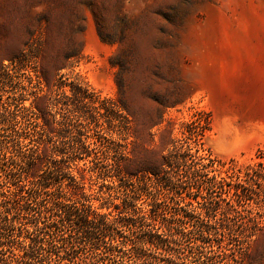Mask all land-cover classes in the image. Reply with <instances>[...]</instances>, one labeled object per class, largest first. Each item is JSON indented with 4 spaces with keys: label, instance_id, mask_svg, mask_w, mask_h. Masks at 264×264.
Returning <instances> with one entry per match:
<instances>
[{
    "label": "rangeland",
    "instance_id": "rangeland-1",
    "mask_svg": "<svg viewBox=\"0 0 264 264\" xmlns=\"http://www.w3.org/2000/svg\"><path fill=\"white\" fill-rule=\"evenodd\" d=\"M198 118L207 125L199 138ZM15 129L31 132L43 156L53 149L58 170L70 163L78 183L63 189L74 199L110 179L160 173L174 146L199 149L235 182V173L264 162V0H0V175L11 165L1 147L14 148ZM83 147L90 156L74 161ZM26 181L7 192L25 226ZM254 186L231 204L261 224L228 233L231 264H264V183ZM184 191L201 209L206 200ZM197 223L193 239L202 236Z\"/></svg>",
    "mask_w": 264,
    "mask_h": 264
},
{
    "label": "trees",
    "instance_id": "trees-1",
    "mask_svg": "<svg viewBox=\"0 0 264 264\" xmlns=\"http://www.w3.org/2000/svg\"><path fill=\"white\" fill-rule=\"evenodd\" d=\"M193 122L198 124L199 138L207 128L206 121L198 118ZM13 135L14 148L9 150L7 143L1 147L3 159L11 165L2 168L0 175V264H108V259L114 264H231L230 248L223 245L225 237L247 222L253 221L255 228L261 224L255 219L246 220V215L231 203L235 196L238 205L249 199L254 185L264 183V162L235 173L234 182L221 175L209 155L199 154V149L193 152L192 148L174 146L160 173L139 180L107 179L109 182L96 188L91 186L89 193L84 191L82 199H74L63 189L66 180L78 183L70 163L58 170L53 165V149L44 150L43 156L39 145H31V132L15 129ZM75 152L81 157H73L74 161L91 154L84 147ZM198 159H203L199 165ZM209 167L213 175L207 177L204 188L198 187V179L208 176ZM168 169L186 174L195 181L194 187H186ZM23 179L30 182L25 189L28 196L22 195L24 211L30 215L27 226L11 211L12 201L7 194L22 188ZM6 183L15 187L8 189ZM184 189L189 198L196 196L198 200L201 196L206 200L201 209L186 200ZM164 190H172L174 195L168 199ZM223 193L228 197L223 198ZM226 200L229 207L223 208L221 201ZM189 204L191 207L185 208ZM171 207L175 210H169ZM196 219L200 239L191 235ZM68 224L75 225L77 232L69 234L72 240L65 236ZM233 234L240 240L238 232ZM213 239L218 242L215 248ZM87 244L93 247L90 253L83 251ZM81 252L86 256L82 257Z\"/></svg>",
    "mask_w": 264,
    "mask_h": 264
}]
</instances>
